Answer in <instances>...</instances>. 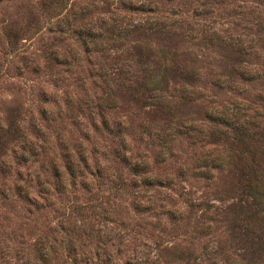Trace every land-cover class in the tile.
<instances>
[{"label":"rangeland","instance_id":"1","mask_svg":"<svg viewBox=\"0 0 264 264\" xmlns=\"http://www.w3.org/2000/svg\"><path fill=\"white\" fill-rule=\"evenodd\" d=\"M126 1H0V264H40L39 257L50 259L46 264H144L146 260L149 264H192V256L206 240L210 248L218 245L219 250L206 254L202 264H264V249L258 250L257 245L264 248V136L258 131L264 128V0H155L161 12L175 9L177 19L169 23L180 26L177 36H162L152 45L173 51L175 64L196 74L191 82L201 95L194 101L173 103L172 114L167 116L145 112L144 104L143 108L133 103L119 106L109 116L111 124L121 127L108 136L88 130L94 113L91 104L83 111L63 104L64 88L83 98L95 95L98 88L84 72L81 76L89 88L77 90L73 80L79 74L51 58L54 49L48 47L54 41L49 38L60 35V28L68 30L66 20L62 25L57 22L69 12H76L68 16L73 24L89 17L102 18L108 25L115 17L127 18ZM180 32L187 37L182 39ZM67 36L55 44L63 50L72 47L74 56L81 50L78 38L71 30ZM248 70L253 75L245 79ZM58 77H65L68 85L56 87L48 100L42 98L43 88H55L53 80ZM216 78L225 81V88L214 84ZM127 96L117 98L123 101ZM210 106L229 115L232 125L212 123L206 113ZM82 115L85 121L79 124ZM170 131L175 134L173 147L162 156L164 163H155L161 149L158 142ZM221 132L231 135V141ZM121 136L126 148L134 157L140 155L160 180L176 174L181 165L188 166L172 184L182 194L177 198L186 196L198 204L188 225L174 230L166 217L136 212L129 195L118 192L124 184L121 179L127 184L135 177L118 162L113 178L120 184L95 179L88 188L59 190L50 184L39 206L17 198L20 187L15 191L14 186L20 173L28 179L21 192L28 188L29 195L37 194L45 185L43 180L36 186L29 173L39 167L40 157L46 158L42 179L49 177L50 182V158L79 147L81 151L82 142L100 161L104 154L112 158L117 156ZM195 139L209 143L201 146ZM213 144L230 149L234 158L223 171H215L213 180L192 175L193 159L212 157ZM139 187L155 198L160 190L141 184L134 189ZM208 205L211 211L203 213ZM217 206L226 212L211 222L206 239L192 242L189 231L209 222ZM232 224L250 228L253 235L231 229Z\"/></svg>","mask_w":264,"mask_h":264},{"label":"trees","instance_id":"2","mask_svg":"<svg viewBox=\"0 0 264 264\" xmlns=\"http://www.w3.org/2000/svg\"><path fill=\"white\" fill-rule=\"evenodd\" d=\"M157 4L158 2L155 0H127L125 6L129 10L128 17L116 15L119 18L115 17L111 19L113 20L111 25H108L109 22L102 20V18L92 19V17L87 19L81 18L80 23L73 24L71 20H68V16L76 15L75 11L69 12L63 19L57 22V25H62L63 21L66 20L69 27L67 28L68 30L60 28L58 30L61 31L60 35L49 38V41L50 39L54 41L50 42V47H48L51 51L54 49L51 58L57 64L65 67L67 71L72 72L75 70L79 74L73 80L77 90H87L89 88V85L83 76H81L84 72L90 77V81L94 87L98 88V92L95 91V95L89 98L77 96V93L70 92L69 88H64L61 95L65 106H76L81 111L90 107L91 104L94 113L89 117L92 125L91 128H88L89 131L106 132L108 136L116 134L113 130H118L121 126H117L114 122L111 124L112 119L109 114L119 106L133 103L139 104L140 108H143L144 104V107H147V111L145 112H159L161 116H167L172 114L171 105L173 103H185L190 100L194 101L199 99L200 96L197 97V95H201L199 89L191 82L196 74L179 68L177 62L175 64V61L172 60L171 54H173V51H161L158 47L152 45L154 41H157L162 36L166 39H168V36L172 38L177 36L176 28L180 26L176 23H169L171 19L176 18L175 9L171 8L168 12H164L163 10L161 12L157 8ZM77 13L81 14V10L77 9ZM99 22L100 24H98ZM108 26L111 27L109 28ZM69 30H71V34L76 35L81 47V50L77 51L74 56H72V47L63 50L57 48L55 44L56 40L63 42L68 37L67 33ZM187 35L184 32H180L182 39L187 37ZM65 36L67 37L65 38ZM107 39L108 42H111L110 44L107 43ZM76 69L80 71H76ZM247 75V77H244L245 79L253 74L248 70ZM220 79L216 78L212 81H214L215 85L225 88V81ZM53 81L55 88L44 87V90L40 94L42 98L48 100L47 97L49 94H55L56 87L64 83L68 85L65 77H58ZM124 93L128 94V96L125 100L120 101L117 97ZM144 94H148V96L141 98ZM206 113H208L209 120L212 123L214 122L215 125H222L223 127L232 125L230 123L232 119L229 118V115L216 106H210L209 111ZM83 117L84 115L78 119L79 124L85 121ZM169 123L168 121L165 125H169ZM192 127L194 130V125ZM236 129L242 133L241 127H237ZM258 131H261V135L264 136V128ZM178 132L180 130H177L175 134ZM175 134L173 136L172 131L168 135L162 134V138L165 139L160 138L159 141L162 143L158 142L161 149L160 153L156 154V158L154 159L155 163L161 164L166 161V159H162V156H165L168 149H172L173 146L171 143L175 139ZM220 134L226 136L224 137L226 141H231L229 138L231 135L228 133L221 132ZM235 135H233L232 140L236 139ZM209 136H214V134L210 133ZM39 142L37 148L41 149L42 143ZM120 143L116 152L117 156L111 158L109 156L110 154H104L101 157V161L96 156L87 152L89 151L87 150L88 145L84 142L82 144L85 147L81 151H78L80 149L79 147L77 151L62 152L60 156L50 158V182L49 177L42 179L44 173L41 172V169H44L46 166V158L40 157L38 159L39 167L29 173L32 175L31 181L36 186L41 184L43 180L46 181L45 185L41 187L37 194L29 195L28 188L21 192V187L26 184L25 182L28 179L20 173L19 182L14 186L15 191H18L20 187L19 192L16 194L17 198L19 197L30 205L39 206L42 205L40 201H45L43 190L45 187L50 186V184H52L54 189L59 190L76 188L77 186L88 188L95 179L105 182L110 181L111 184L118 182L117 178H113L114 165L115 162H118L135 177L132 180L127 178L129 180L127 184L124 179H121V182H124V184L118 192L122 195L124 193L129 195L131 204L136 212L153 213L159 219L166 217L169 220L168 225H171V229L174 230L182 229L188 225L193 208L198 206V204L186 196L181 199L177 198L182 196V194H178L172 185L177 179L178 174L184 175V171L188 169V166L181 165L176 174L173 173V175H168L160 180L152 174L148 163L141 159L140 155L134 157L135 154L126 148L128 144L124 136H121ZM194 143L205 146L206 144L204 143L209 142L197 141L195 139ZM213 145L212 150L215 154L212 157L203 158L196 156L193 159L191 168L192 175L213 180L215 171H223L234 158L230 149L227 150L218 145ZM122 148L123 150L120 152ZM245 166H247V163L243 165V167ZM118 184L120 183L118 182ZM138 184L144 187L157 186L160 189L158 190L157 198L151 194H144L143 189L140 190L141 186L138 189H134V186ZM252 188L255 190L256 183ZM184 194H187V192H184ZM210 207L208 205L203 213L206 210L211 211ZM220 208V206L215 208L213 211L214 215L209 217V222L205 221L193 227L191 232L189 231L192 242L198 240V238H207L206 235L212 227L211 222L217 220V215L221 216L226 212V210H221ZM235 228H238L241 233H245L247 236L249 234L253 235L248 227L241 229L240 226L237 227V225L232 224L231 229ZM161 230L163 229L161 228ZM255 239L257 241L258 239L261 240L260 237H256ZM257 245L258 250L264 249L259 243ZM211 250L214 252L213 254H216L219 246L216 245L210 248V243L207 240L204 241L199 247V251L195 252L194 256H192V264H202L206 254L211 253ZM38 260H40V264H46L49 263L50 259H40L39 257ZM32 264L39 263L33 262ZM144 264H149V262L146 260Z\"/></svg>","mask_w":264,"mask_h":264}]
</instances>
